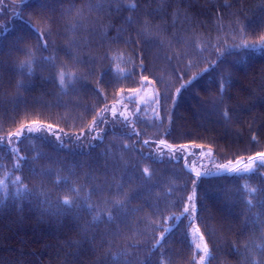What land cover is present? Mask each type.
<instances>
[{"label": "trees", "instance_id": "1", "mask_svg": "<svg viewBox=\"0 0 264 264\" xmlns=\"http://www.w3.org/2000/svg\"><path fill=\"white\" fill-rule=\"evenodd\" d=\"M262 38L264 0H0V137L40 129L0 143V264L264 261V166L180 150L264 151Z\"/></svg>", "mask_w": 264, "mask_h": 264}, {"label": "snow or ice", "instance_id": "2", "mask_svg": "<svg viewBox=\"0 0 264 264\" xmlns=\"http://www.w3.org/2000/svg\"><path fill=\"white\" fill-rule=\"evenodd\" d=\"M44 36H48L49 39H43ZM50 36H51V30H50V29H49L47 32H44V33H39V31H38V47H39V48H42V49H44V50H47V48H48V46H49V42H50ZM262 39H264V38H262ZM20 50L23 51V49H20ZM218 51H219V50H218ZM220 54L223 55V52H221ZM141 55H142V54H141ZM104 58H107V56L105 55ZM33 59H35V57H33ZM41 59H43V60H45V61H49V62H51L53 58H52V57H41ZM212 63L215 64L216 61H213ZM21 66H22V65H21ZM53 66L55 67V65H53ZM139 67H140L142 70H145V71L147 70V69H146V65L144 64L143 59L140 60ZM206 70H207V69H205V71H206ZM59 75H60V82H61V84H63L64 75H65V74H64L63 71H61ZM133 75H134V69L129 71V77H131V76H133ZM193 79H195V77H193ZM148 80H149V77H148L147 75H145V76L142 77V81L147 82ZM98 83H99V82H98ZM190 83H191V81H188V82H186L185 84H182L181 88H177V89H176V94H177V96H178V94H179L184 88L188 87V86L190 85ZM219 88H220V91H221V92L224 91V88H225V81H224L223 77L221 78V81H220V84H219ZM123 92H124V89L121 88V89H120V93H123ZM128 92L136 93V92H137V89H134V88H133V89H128ZM223 115L227 116V115H228L227 111H225V112L223 113ZM98 122H99V121H96V120L93 121L94 124H96V123H98ZM31 123H32L33 125H36V124H39L40 122H39V121H35V120H33ZM53 127H54V126L51 125V124L47 125V129H48V130H52ZM39 130H40V129L29 128L27 125H21V127H20L15 133H10L9 136H8L7 138H2V137H0V143H6L7 140H10V139H13V138H14V139H17V140H21V139L23 138V135L25 134V132H32V131H39ZM57 135H58V134H57ZM252 139L255 140L256 137L253 136ZM145 143H147V141H145ZM160 144H161V145H164V144H166V141H165V140H161V141H160ZM168 147L171 148L172 146H171V145H168ZM185 148H187V145H183V146H181V147H180V150L183 151ZM247 160L249 161V164H248L243 170H241L239 167H236V168H234V169H231V171H234V172H237V173H239V172H241V171H243V172H247V171H249V169L251 168V165H252L253 163H256V162H259L260 166H264V151H258V152H256L254 155L247 157ZM229 163H231V161H229ZM220 168H221V169H224V170H226V171L229 170V169H228V165H226V164H225V165H220ZM142 172H143L144 174H147V173L149 172V169L144 168V169L142 170ZM195 175H196V177L199 178V177L201 176V173H200V172H196ZM18 179H19V178H18ZM63 179H64L65 181H67V177H64ZM19 182L22 184V180H20ZM192 183H193V185H195L196 181L193 180ZM25 187H26V186H25ZM121 187H122V186H121ZM70 191H71V192H76V189H75V188H70ZM62 202H63L64 204H70V203H72V201L69 199L68 196H65V197L63 198V201H62ZM124 203H125V201H116V205H117V207H118V208H121V209L124 207ZM249 203H251V201H249ZM195 211H196V206H195V203H194V198H193L192 195H189V196L187 197V204H186L185 207L183 208V212L181 213V216H183V215L186 214V213H195ZM109 218L111 219V216H109ZM167 231H168V229H165L164 232H162V233L160 234V239H157V240H156V244H160L161 240L164 239L165 234L167 233ZM196 232H197V233L200 232V230H199L198 227L196 228ZM200 235H201V239H203V234L201 233ZM196 247H197V249H199L200 246L197 245ZM203 251H204V255H203V256H200V260H199V262L193 260L192 264H204L205 257L214 258V256H212V253L210 252V250H209V248H208V246H207V243H205ZM156 264H163V262H162V261H157ZM253 264H264V261H260V262L253 261Z\"/></svg>", "mask_w": 264, "mask_h": 264}, {"label": "rangeland", "instance_id": "3", "mask_svg": "<svg viewBox=\"0 0 264 264\" xmlns=\"http://www.w3.org/2000/svg\"><path fill=\"white\" fill-rule=\"evenodd\" d=\"M187 150H185L184 152V155H187L189 154L188 156H186V164L188 165V167L194 169L195 171H207V170H212V169H215V172L216 173H221V172H225L226 170L224 169H221L220 168V165H228V169L231 170L232 168L236 167L237 165H240V163L242 162L241 160H233L231 161V163L229 162H224V163H218L217 165L214 164L209 155L212 153V150L211 149H208V150H205V152H203L202 156H205L204 158L205 159H200L199 155H197L195 151V149H188L186 148ZM249 164V161L245 162L243 165H244V168ZM254 164L253 163L251 165V168L249 170H252L253 167H254ZM227 170V171H229ZM198 235V234H197ZM195 234L192 233V236H191V240H192V243L194 245V248H195V252L197 254V261L199 262L200 260V256H203L204 255V242L203 240H201V238L199 237V235L197 236ZM198 237V238H197ZM197 245H199V249H197ZM208 260V257H205V261L204 263H206Z\"/></svg>", "mask_w": 264, "mask_h": 264}]
</instances>
